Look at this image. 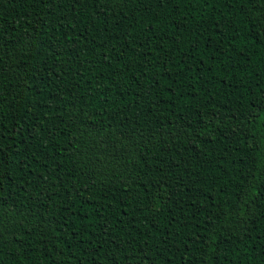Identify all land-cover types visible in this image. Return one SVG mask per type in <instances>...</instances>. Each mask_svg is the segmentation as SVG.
Returning a JSON list of instances; mask_svg holds the SVG:
<instances>
[{"label":"trees","instance_id":"1","mask_svg":"<svg viewBox=\"0 0 264 264\" xmlns=\"http://www.w3.org/2000/svg\"><path fill=\"white\" fill-rule=\"evenodd\" d=\"M0 264H264V0H0Z\"/></svg>","mask_w":264,"mask_h":264}]
</instances>
